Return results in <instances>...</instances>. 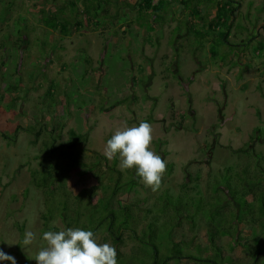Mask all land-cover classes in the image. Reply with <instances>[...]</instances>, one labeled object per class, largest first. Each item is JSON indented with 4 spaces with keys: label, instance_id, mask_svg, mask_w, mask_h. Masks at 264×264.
<instances>
[{
    "label": "rangeland",
    "instance_id": "rangeland-1",
    "mask_svg": "<svg viewBox=\"0 0 264 264\" xmlns=\"http://www.w3.org/2000/svg\"><path fill=\"white\" fill-rule=\"evenodd\" d=\"M88 1L0 0V131L10 132L16 124L26 126L32 115L50 122L66 112L69 116L59 130L60 138H66L69 127L85 132L79 152L88 162L93 152L105 156L107 141L125 123H150L153 140H161L159 147L152 143L151 149L167 161L162 185L153 192L137 177L130 194L121 195L124 207L111 206L116 224L123 222L126 212L142 216L140 224L128 220L122 226L135 229L138 238L125 230L122 244L115 247L103 229L108 221L99 225L95 236L99 243H110L118 250L117 264L159 262L171 247L172 252L180 249L186 254V241L196 238L193 234L204 228L203 223L212 216L214 223L220 222L215 210L229 197L225 166L251 160L227 147H251L264 155V0L227 1L237 6L229 32L221 22L208 29L207 22L199 19L212 15V7L226 0H182V4L165 0L157 10L143 13L136 7L117 10L111 4L106 6V17L99 12L92 21L84 12ZM68 2L78 10L81 25L69 26L61 36L57 29H47L42 18L65 12L73 17L76 13L70 4L61 12L60 5ZM186 10L199 16L191 18ZM17 82L15 91L6 90L7 84ZM13 95L20 98L7 108ZM78 104L80 110L73 115ZM42 158L47 157L40 139L34 141L25 131L19 130L12 145L0 138V251L15 257L16 264H36L35 256L45 243L43 232L52 226L64 229L57 214L62 206L59 209L56 200L55 210L45 204L42 191L29 180V171L43 166ZM116 168L128 176L119 158ZM189 173L198 179L187 182ZM95 183L91 172L78 174L73 169L67 188L76 193ZM104 203L67 211L69 217L90 215V225L103 214ZM177 219L180 224L175 228L172 223ZM147 220L154 223L152 229ZM28 230L36 232L37 238L25 246ZM260 232L253 243L264 246V230ZM227 241L221 239L229 252ZM230 252L240 261L236 263L248 261L239 246ZM168 264L182 262L173 259Z\"/></svg>",
    "mask_w": 264,
    "mask_h": 264
},
{
    "label": "trees",
    "instance_id": "trees-1",
    "mask_svg": "<svg viewBox=\"0 0 264 264\" xmlns=\"http://www.w3.org/2000/svg\"><path fill=\"white\" fill-rule=\"evenodd\" d=\"M163 1L165 0H155L153 3L152 0H136L133 4H130L126 0H104V2L102 0H89L88 3L84 2V12L89 14L86 17L92 21L91 19L94 16H98L99 12L105 13L104 17H106L111 4L117 10L136 7L138 13H143L144 11L152 12L157 10L161 7ZM178 1L181 4L184 2L182 0ZM227 1L232 2L233 0L224 1L222 6H217L218 8L212 7L214 11L212 15L207 13L206 16L199 17L202 22H207L208 29L221 22L223 26L226 25L229 32L232 26L233 11L236 10L237 6L231 7ZM68 4L71 5V10L76 13L73 17L65 12L59 13L57 16L47 14L42 18L43 25L47 29L50 31L57 29L61 36L68 33L69 26L81 25L80 19L77 17L78 10H76L75 6H72L74 5L73 2L60 5L61 12L63 8L67 9L66 5ZM107 5H109L108 8H106ZM186 12H188V15H191V18H193L192 15L199 16L197 11L195 14L187 10ZM122 15L124 19V14ZM126 23L128 25V21ZM227 31L222 34L224 39L227 37ZM194 35L199 37V32H195L194 30ZM17 86L18 82L7 84L5 88L11 92L15 91ZM50 90L48 91L49 94H51ZM19 98L18 95L11 96L6 103L7 108L14 105ZM76 107L77 110L73 115H77V112L80 110L79 104ZM67 114L65 112L50 122H45L42 118L37 120L36 116L32 115V122L30 124L26 126L16 124L10 132L0 131V138L5 140L6 145H12L16 141L19 130H21L31 134L34 141L40 139L43 153L47 158L40 160L39 164H42V167H35L29 171V180L34 187L42 191L45 204H50L55 210V206L52 203L56 200L57 204H59V209L62 206L60 211H57V214L64 223V229L76 226L83 230L93 231L95 235L100 229L99 225L108 221L107 228L103 229L111 235V240L116 245L115 247H119L122 244L121 235L125 230L130 232L131 238L133 237V239L137 240L138 236L135 229L122 226L128 220L140 224L142 216H135V213L130 212L129 214L126 212L123 214V222L116 224L115 211L111 209V206L113 207L116 203L120 206L125 204L124 200L121 201V195L130 194L137 185V176L132 172L133 169H125L124 171L128 172V176H124L123 172L116 168L117 159L107 160L104 155H99L96 152L92 153L90 161H83V157L79 152V145L85 141L86 133L78 128L69 127L65 131L66 138L63 140L60 138L61 134L59 130H62L63 125H65V121L69 116ZM42 134H45V137H41ZM248 139L247 143L253 140L252 136ZM160 141L159 139H154L152 142L153 146L155 148L159 147ZM227 148L237 155L240 153L248 155L251 160L246 161L243 165L225 166L224 169L228 172V175L224 184L229 197L223 198V203L219 204L215 210V215H219L220 222L214 223L213 220H216V218L212 216L207 220L208 222L206 221V224L203 223L204 228L200 227L199 231L193 234L196 238L193 241H186L188 253L185 254L180 249L172 252L173 247H171L168 255L163 256L159 262L153 259L151 264H168L173 259L176 262H182V264H223V261H227V264H239L236 263L239 260L236 261V257L230 252L234 246H239V249L248 257L246 263L242 262L240 264H264V246H258L256 243H253L256 239L255 237L260 236V231L264 230V155L246 146L234 149ZM73 169H77L78 174L91 172L95 176L96 183L83 187L76 193H72L67 188V181L69 173ZM186 177L187 182L192 179H198L197 176L192 178L190 173ZM187 182H182L181 186H186ZM98 189L101 190L98 193L100 195L92 201ZM55 196H58V198L55 199ZM224 196L227 197V194H224ZM104 198H106L105 201ZM113 200H116V202L114 203ZM100 201L105 202L103 214L96 217L95 222L93 224L90 223L91 226L89 225V222H91L90 215L78 213L69 217L67 209L87 206L88 204L93 208ZM94 212L95 210H93ZM181 215L184 216L183 213ZM48 216L50 215L48 214ZM44 217L46 218V215ZM152 217L155 218L156 216L152 215ZM146 224L151 229L154 226V223L149 224V221ZM179 224L180 220L177 219L172 223V226L176 228ZM48 230L58 231L57 227L54 226L49 227ZM222 238L228 239L225 244L228 245L229 252L224 249L221 243ZM208 248L210 250L209 253L206 252ZM194 250L197 252L196 254ZM116 251L119 254L117 249ZM154 254L155 256L158 254L156 247H154Z\"/></svg>",
    "mask_w": 264,
    "mask_h": 264
},
{
    "label": "clouds",
    "instance_id": "clouds-1",
    "mask_svg": "<svg viewBox=\"0 0 264 264\" xmlns=\"http://www.w3.org/2000/svg\"><path fill=\"white\" fill-rule=\"evenodd\" d=\"M152 142L153 128L150 123L141 121L138 126L125 123L107 141L104 154L109 160L119 158L123 169H135V175L144 186L155 192L162 185L167 161L151 149ZM36 238L37 233L28 230L23 244L31 245ZM42 240L45 243L35 256L36 264H117L115 247L110 243H99L90 230H49L43 232ZM4 260L16 264L15 257L0 251V261Z\"/></svg>",
    "mask_w": 264,
    "mask_h": 264
}]
</instances>
